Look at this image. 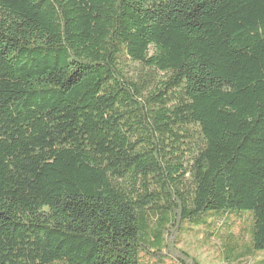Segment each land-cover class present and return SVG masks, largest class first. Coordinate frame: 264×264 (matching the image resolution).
Instances as JSON below:
<instances>
[{
  "label": "trees",
  "instance_id": "16d2710c",
  "mask_svg": "<svg viewBox=\"0 0 264 264\" xmlns=\"http://www.w3.org/2000/svg\"><path fill=\"white\" fill-rule=\"evenodd\" d=\"M231 211L250 247L229 217L202 240L248 264L264 0H0V264H198L183 222Z\"/></svg>",
  "mask_w": 264,
  "mask_h": 264
},
{
  "label": "rangeland",
  "instance_id": "374dc122",
  "mask_svg": "<svg viewBox=\"0 0 264 264\" xmlns=\"http://www.w3.org/2000/svg\"><path fill=\"white\" fill-rule=\"evenodd\" d=\"M229 217L231 220L238 221L239 226L243 229L244 235V247H241L243 250H246L250 247V238H251V217L250 212L248 211H231L228 212L225 216L223 212L218 214H213L210 212L204 214L192 221H186L182 224V230L179 234L178 239L181 243L179 248L183 249L190 255H192L198 264H236V263H225L220 260L221 248L219 244L215 243L213 240H202V234L204 232L216 231L224 232L228 230L226 225L222 226L219 220L216 218H222L220 220H226ZM229 222V220H227ZM216 223V226L214 225ZM231 230L234 228L231 227ZM237 227L235 230H238ZM250 259H243V263L249 262L248 264H260L259 262L264 260V251H254L251 254ZM165 261H168L167 257L164 258ZM169 262V261H168Z\"/></svg>",
  "mask_w": 264,
  "mask_h": 264
}]
</instances>
